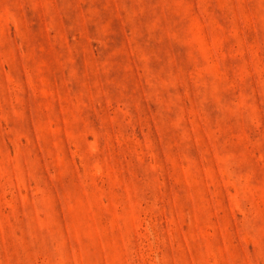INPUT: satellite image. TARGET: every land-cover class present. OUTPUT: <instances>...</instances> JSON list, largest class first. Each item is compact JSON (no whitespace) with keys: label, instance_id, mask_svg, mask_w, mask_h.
Returning a JSON list of instances; mask_svg holds the SVG:
<instances>
[{"label":"rangeland","instance_id":"obj_1","mask_svg":"<svg viewBox=\"0 0 264 264\" xmlns=\"http://www.w3.org/2000/svg\"><path fill=\"white\" fill-rule=\"evenodd\" d=\"M0 264H264V0H0Z\"/></svg>","mask_w":264,"mask_h":264}]
</instances>
